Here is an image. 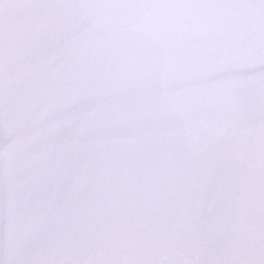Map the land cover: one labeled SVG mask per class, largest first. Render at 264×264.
Returning <instances> with one entry per match:
<instances>
[{
	"label": "snow or ice",
	"instance_id": "obj_1",
	"mask_svg": "<svg viewBox=\"0 0 264 264\" xmlns=\"http://www.w3.org/2000/svg\"><path fill=\"white\" fill-rule=\"evenodd\" d=\"M0 264H264V0H0Z\"/></svg>",
	"mask_w": 264,
	"mask_h": 264
}]
</instances>
